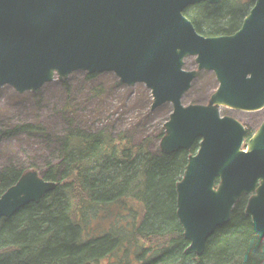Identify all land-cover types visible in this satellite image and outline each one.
Wrapping results in <instances>:
<instances>
[{
  "label": "water",
  "instance_id": "95a60500",
  "mask_svg": "<svg viewBox=\"0 0 264 264\" xmlns=\"http://www.w3.org/2000/svg\"><path fill=\"white\" fill-rule=\"evenodd\" d=\"M203 1L32 0L34 16L53 6L59 20L44 42L32 34L5 43L7 73L22 91L10 109L29 139L32 187L19 203L31 212L29 264H140L138 246L155 245L167 225L198 229L188 193L193 147L171 116L134 111L133 88L163 25L178 28ZM104 146L121 160L127 199L94 228L86 180ZM74 201L81 220L67 245L57 232Z\"/></svg>",
  "mask_w": 264,
  "mask_h": 264
},
{
  "label": "trees",
  "instance_id": "16d2710c",
  "mask_svg": "<svg viewBox=\"0 0 264 264\" xmlns=\"http://www.w3.org/2000/svg\"><path fill=\"white\" fill-rule=\"evenodd\" d=\"M205 1L200 9L211 31L225 37ZM58 20L53 6L38 18L32 0H0V33L19 38L35 34L44 42ZM158 39L137 74L134 111L154 106L171 116L187 135L193 147L189 202L199 223L208 214L219 213H238L253 221L235 223L209 252L191 233L167 225L155 245L138 246L140 264H264V136L253 126L255 121L264 127V76L242 81L217 75L208 81V94L202 97L199 81L187 73L192 67L195 76L204 77L212 70L209 59L194 58L188 66L185 54L192 51V43L173 52L162 48ZM7 56L0 40V198L14 200L11 207L0 209V264H29L24 244L31 212L17 202L32 187V167L29 139L10 109L22 91L7 73ZM64 71L63 63L54 69L51 90ZM86 192L94 228L106 226L127 199L122 163L111 147L93 154ZM80 220L78 202H70L57 232L67 245L75 243Z\"/></svg>",
  "mask_w": 264,
  "mask_h": 264
},
{
  "label": "rangeland",
  "instance_id": "374dc122",
  "mask_svg": "<svg viewBox=\"0 0 264 264\" xmlns=\"http://www.w3.org/2000/svg\"><path fill=\"white\" fill-rule=\"evenodd\" d=\"M205 5L218 21L225 37L211 31L204 13L199 9L187 16L173 31L163 26V34L158 39L162 48L173 52L182 44L192 43V51L185 54V58L190 59L188 66L194 58L209 59L212 72L208 71L204 77L198 78L190 67L191 70L187 73L190 79L196 83V80L199 81L201 96L208 94V81L217 75L242 81L251 77L259 79L261 74L264 76V0H206ZM7 38L8 36L0 33L2 42ZM253 126L264 136V127H260L255 121ZM7 203L9 208L14 204V200H8ZM207 217L203 223L198 224L197 230L189 232L200 241L206 252H209L216 239L235 223L252 220L238 213H219L211 216L208 214Z\"/></svg>",
  "mask_w": 264,
  "mask_h": 264
},
{
  "label": "bare ground",
  "instance_id": "6f19581e",
  "mask_svg": "<svg viewBox=\"0 0 264 264\" xmlns=\"http://www.w3.org/2000/svg\"><path fill=\"white\" fill-rule=\"evenodd\" d=\"M1 33H3V34H5L6 36H8V38L11 36L10 34L5 33V32H1ZM8 38L5 40V42H2L4 48H5V50H6L7 52H8V49H6V47H5V43H6V41L8 40ZM8 53H9V52H8Z\"/></svg>",
  "mask_w": 264,
  "mask_h": 264
}]
</instances>
